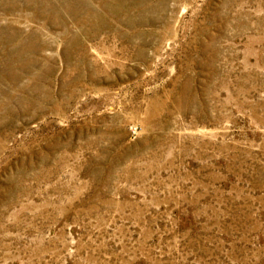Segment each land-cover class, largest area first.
<instances>
[{"label":"rangeland","instance_id":"1","mask_svg":"<svg viewBox=\"0 0 264 264\" xmlns=\"http://www.w3.org/2000/svg\"><path fill=\"white\" fill-rule=\"evenodd\" d=\"M0 264H264V0H0Z\"/></svg>","mask_w":264,"mask_h":264}]
</instances>
